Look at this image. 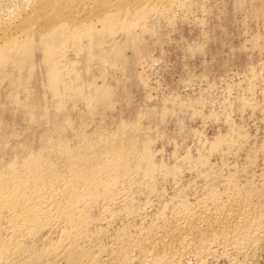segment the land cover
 I'll use <instances>...</instances> for the list:
<instances>
[{
  "label": "rangeland",
  "instance_id": "374dc122",
  "mask_svg": "<svg viewBox=\"0 0 264 264\" xmlns=\"http://www.w3.org/2000/svg\"><path fill=\"white\" fill-rule=\"evenodd\" d=\"M33 2L0 0V25L6 23L4 20H17L12 12L17 13L23 5L28 10ZM171 2L164 9L154 10L156 14L150 11L144 19L140 13L133 15L135 19L123 17L132 20L131 31L121 30L122 21L125 22L121 17L114 31L105 34L103 42L89 55L95 60L84 54L91 32L79 29L80 35L81 30L89 35H81L80 45L85 49L81 46L83 51L80 48L78 52L79 38L76 40L75 36L79 34L71 26L65 28V34L77 35L73 33L75 39L72 33L66 35L68 41L63 38L64 45L57 48H66L61 54L56 49L58 58L55 55L56 60H52L63 63L54 67L66 75L59 74L60 77L70 80L68 76L78 75L73 77L75 81L81 77L90 88L96 87L99 97L94 103L85 97L62 96L65 102L63 98L59 101L61 97L49 83L48 72L55 73V69L50 70L52 65L43 61V52L34 50L33 62L19 66L18 61L13 62L18 47L12 49L0 41L7 54L0 53V175L11 172L15 177L21 175V182L31 179L25 171L31 167L28 160L39 156L45 161L41 160L45 165L42 168H46L35 172L40 183L34 184L37 194L33 196L39 195L31 204L41 212L49 209L52 201L48 195L54 187L63 204V209L54 210V216L49 218L43 212L37 213L36 224L28 226L24 222L18 233L16 226L9 223L8 211H1L0 264H264V0ZM102 24L94 16L87 22L92 29L97 26L96 30H101ZM20 37H15L19 45L24 40ZM111 42L123 43L125 61L107 56ZM8 57L13 60L9 62ZM86 57L91 60L90 72L83 67ZM22 67L24 71L18 73ZM19 74L22 80L17 77ZM69 80L63 86L72 90L75 82ZM60 103L63 105L58 107ZM119 138L128 143L131 139L134 146L135 158L130 157L131 146L126 151L125 164L113 146ZM61 147L68 156L63 155L65 150ZM77 152L83 155L79 157ZM100 154L105 161L99 158ZM32 155L34 158L30 159ZM112 158L120 163L115 162L116 166ZM22 162L30 167L25 169ZM51 162L56 167H47L54 166ZM96 162V166H91ZM123 164L127 165L124 169ZM11 166L17 169L12 170ZM79 171H84V175ZM45 174L47 177H43ZM92 174L95 186L90 180ZM95 175L100 178L96 180ZM17 179L18 176L14 182ZM68 179L70 183L75 181L72 188ZM45 182L52 183L48 187ZM59 190H66L64 196ZM73 190L79 191L80 197L68 196H73ZM40 195L47 196H41L42 203ZM77 198L84 202H77ZM73 202L76 207L71 206ZM63 210L69 212L67 218L62 215ZM58 218L66 219V225ZM173 227L182 234L170 236L167 229ZM68 233L73 237L74 242H70L75 250L69 247ZM70 248L74 251L73 261L63 252Z\"/></svg>",
  "mask_w": 264,
  "mask_h": 264
},
{
  "label": "bare ground",
  "instance_id": "6f19581e",
  "mask_svg": "<svg viewBox=\"0 0 264 264\" xmlns=\"http://www.w3.org/2000/svg\"><path fill=\"white\" fill-rule=\"evenodd\" d=\"M173 1V0H172ZM174 1H176V0H174ZM180 1V0H179ZM16 2V1H15ZM171 2V0H34V2H33V5L31 6V8L29 9L28 8V10L27 9H25V8H23V6L20 8V9H18L16 12L17 13H15V11L14 12H12V14L14 13L15 15H16V17H15V19L17 18V20H11V21H5L4 20V22H6V23H4L3 25H0V41L2 42V45L4 46V45H6V46H8V47H11L12 49L14 48L13 46H15V47H18L17 48V51L18 52H16L17 53V55H16V60H14L13 62L15 63V61H18V64H19V66H23L24 64H26V62H28V63H30V60L32 61V53H34V50H40V51H42L43 52V54H44V56H45V59L46 60H43L44 62H46V61H48L47 63H48V66H50V65H52V68H49L50 70H52V69H55V65H56V63L58 64V63H60V62H62L61 60H59L58 62L56 61V62H54L55 60H56V58H58V56L56 55V52L58 51V48L57 47H60V45L61 44H63L62 42H64L63 40L65 39V37H66V35L67 34H65V33H67V30L68 29H65V28H67V27H70L71 26V28L73 27V28H75L76 29V31L74 30V29H71L72 31H75L76 33H78L80 30L79 29H83L84 28V30H86V32H91L90 33V36H89V39L90 40H88L89 41V45L86 43V52L87 53H84L85 55L87 54L88 55V57H89V55H92L91 53L94 51V49L96 48V46L102 41L103 42V40H104V36H105V34L106 35H109V34H111L113 31H114V28H116V26H117V23L118 22H120V20H121V17L123 18V17H132V18H134L135 19V17H133V15L135 16L136 14L138 15V13H140V15L142 16V18L145 16V15H147L150 11V13H152V10H153V12H154V10L156 11V10H159L160 8H162V9H164L163 7H165V4H168V3H170ZM171 3H173V2H171ZM179 3V2H178ZM181 4H183V3H181ZM168 5H171V4H168ZM13 6V5H12ZM21 6V5H20ZM27 6H28V4H27ZM2 7V6H1ZM14 7V6H13ZM1 10V9H0ZM4 11V10H3ZM160 12V11H159ZM168 12V11H167ZM3 13V12H2ZM6 13V12H5ZM11 13V12H10ZM155 13V12H154ZM156 13H158V12H156ZM155 13V14H156ZM1 14V13H0ZM13 14V15H14ZM131 15V16H130ZM162 15V14H161ZM164 15V14H163ZM10 16V15H9ZM98 17L100 20H102V25H103V27H102V29L101 30H96L95 28L97 27H95V28H91V26L90 27H88L89 25H87V22L92 18V17ZM141 16H139L140 18H141ZM4 17V16H3ZM13 17V18H14ZM146 17V16H145ZM164 17V16H163ZM7 18H9V17H7ZM6 18V19H7ZM11 18H12V16H11ZM127 18V20L125 19V18H123L124 20H125V22L124 21H122V25L121 26H123L122 28H121V30L124 28L125 29V32L126 31H128V29L130 28V26H131V24H130V21H132V20H129ZM133 19V20H134ZM139 19V18H138ZM144 19V18H143ZM158 19V18H157ZM7 20H9V19H7ZM14 21V22H13ZM139 21V20H138ZM146 21V20H145ZM1 22H3V21H1ZM1 22H0V24H1ZM134 22V21H133ZM98 23H101V22H98ZM95 24V23H94ZM136 24V23H135ZM86 27H88L89 29H87ZM93 27V26H92ZM123 29V30H124ZM131 29V28H130ZM129 29V30H130ZM66 30V31H65ZM84 30H81L83 33L85 32ZM89 30V31H88ZM69 31H70V28H69ZM131 31V30H130ZM129 31V32H130ZM75 32H71L72 33V39H75V37H76V40L79 38V40H77V42L79 41V45H80V37L82 38L83 36H81V35H84L83 33H81V35H80V33H78L79 34V36H75V37H73L74 35H73V33H75ZM70 33V32H69ZM71 33L69 34L70 36H71ZM75 33V34H76ZM117 33V32H116ZM128 34V33H127ZM126 34V35H127ZM132 34V33H131ZM131 34H130V36H131ZM19 36V35H21V37H23V39L24 40H22L21 42H20V45L19 44H17V42L16 41H18V40H16V36ZM38 35V36H37ZM69 35H67V36H69ZM77 35V34H76ZM85 35H87L86 37H83V38H88V33H86ZM84 35V36H85ZM117 35V34H116ZM133 36V35H132ZM20 37V38H21ZM78 37V38H77ZM106 37V36H105ZM128 37V36H127ZM15 38V39H14ZM64 38V39H63ZM69 38V37H68ZM110 38V37H109ZM132 38V37H131ZM131 38H129V39H131ZM133 38H135V36L133 37ZM132 38V39H133ZM17 39H18V37H17ZM71 39V38H70ZM128 39V38H127ZM21 40V39H20ZM66 40V39H65ZM133 40H135V39H133ZM66 41H68V40H66ZM70 41V40H69ZM72 41V40H71ZM70 41V42H71ZM87 41V42H88ZM113 41H115V39L113 40ZM124 41V40H123ZM126 41V40H125ZM132 41V40H131ZM73 42V41H72ZM71 42V43H72ZM77 42H76V44H77ZM127 42V41H126ZM133 43H135V41H132ZM131 42V43H132ZM75 43V42H74ZM112 43V42H111ZM122 43V42H121ZM125 43V42H124ZM75 44V45H76ZM113 45H112V47H111V50H110V53L109 54H107V56L109 55V57L111 56V57H114L115 59L114 60H120V61H125V58H124V55H123V43L122 44H117L116 42H114V43H112ZM130 44V43H129ZM2 45H0V53L3 51V49L4 48H6V47H3ZM19 45V46H18ZM64 45V44H63ZM63 45H61V46H63ZM65 45H66V43H65ZM73 46H74V44H72ZM78 45V46H79ZM84 45V44H83ZM67 46V45H66ZM77 46V45H76ZM81 46L82 45H80V47H79V49H78V47H77V49H76V51L78 50V52H81V49H82V51H83V48L85 49V47H83V48H81ZM65 47V46H64ZM137 47V46H136ZM10 48V49H11ZM62 49H65V48H63V47H61ZM81 48V49H80ZM11 49V50H12ZM15 49V48H14ZM57 49V51H55ZM61 49V50H62ZM69 49H71V48H69ZM98 49V48H97ZM6 50V49H5ZM4 50V51H5ZM9 49H7V51H8ZM60 50V49H59ZM61 50L60 51H58V54H61L62 52H61ZM68 50V49H67ZM80 50V51H79ZM102 50V49H101ZM2 52L3 54H4V56H7V54H5V52ZM14 51V50H13ZM16 51V50H15ZM96 51V50H95ZM9 52H10V50H9ZM12 52V51H11ZM60 52V53H59ZM1 53V54H2ZM15 53V54H16ZM11 55V53L9 54V56ZM12 55H13V53H12ZM35 55V54H34ZM56 55V58L54 57ZM79 55V54H78ZM94 55V54H93ZM97 54H95V56H96ZM0 56H2V55H0ZM3 56V57H4ZM13 57H15V55L13 56ZM31 57V58H30ZM64 57V56H63ZM76 57V56H75ZM102 57V56H101ZM110 57V58H111ZM9 58V62L10 61H12L13 59L12 58H10V57H8ZM8 58H6V60L8 59ZM53 58H54V61H52L53 60ZM84 58H85V56H84ZM83 58V61H84V66L83 67H85L86 69L85 70H87L88 69V71H89V66L90 65H92V64H90L89 62L92 60V58L95 60V57H93L92 56V58L91 57H89L91 60L90 61H88V59H87V57H86V61H85V59ZM97 58V57H96ZM103 58V57H102ZM11 59V60H10ZM112 59V58H111ZM3 60H4V58H3ZM2 60V61H3ZM58 60V59H57ZM1 61V62H2ZM77 61V60H76ZM81 61H82V59H81ZM4 62V61H3ZM33 62V61H32ZM40 62V61H39ZM43 62V63H44ZM78 62V61H77ZM80 62V61H79ZM5 64H6V62H4ZM12 63V62H11ZM13 63V64H14ZM38 63V62H37ZM41 63H42V61H41ZM51 63V64H50ZM63 63V62H62ZM62 63H60V65L59 66H62ZM16 64V63H15ZM17 64V65H18ZM33 64V63H32ZM34 64H35V62H34ZM54 64V65H53ZM90 64V65H89ZM1 65V64H0ZM29 65V64H28ZM43 65V64H42ZM46 65V64H45ZM74 65V64H73ZM79 65V64H78ZM7 66H8V64H7ZM25 66V65H24ZM68 66V65H67ZM6 67V66H5ZM14 68H16L15 66H13ZM29 67V66H28ZM32 67V66H31ZM46 67V66H45ZM54 67V68H53ZM77 67V66H76ZM91 67V66H90ZM13 68V69H14ZM20 68V67H19ZM56 68L58 69V67L56 66ZM2 69V68H1ZM4 69V68H3ZM33 69V68H32ZM57 69H55V73H58V70ZM81 69V68H80ZM5 70V69H4ZM31 70V69H30ZM48 70V69H47ZM56 70H57V72H56ZM65 70V69H64ZM75 70V69H74ZM84 70V71H85ZM91 70V69H90ZM6 71V70H5ZM20 71H24V69H23V67L21 68V70L19 69V71L17 70V72L19 73ZM52 71H54V70H52ZM81 71V70H80ZM1 72H2V70H1ZM0 72V73H1ZM10 72H11V70H10ZM27 72H30V71H27ZM61 72V71H60ZM65 72V71H64ZM76 72V71H75ZM86 72V71H85ZM90 72V71H89ZM88 72V73H89ZM4 73V72H3ZM8 73V72H7ZM54 73V72H53ZM50 73V72H48V75L49 76H51L49 79H50V82L49 83H51L52 85V87H54V89H53V91H55L56 93H57V95L59 96V97H61V100L59 99V101H62V98L63 97H66L67 99L69 98H77V97H85V98H87V101H88V99L89 100H91V101H89V102H96L95 100L96 99H98V91L96 90V87L95 88H90L89 86H91V85H89L87 82H85L84 80H83V78H77L76 79V81H75V79H73V77L75 76L74 74L73 75H71V76H73V77H70V76H68L69 78H70V80L71 79H73V82H75L74 84H73V82L72 81H70L69 79H66V78H63V77H65L66 75L64 74V76L62 75V73L60 74V73H58L57 75L54 73ZM87 73V72H86ZM13 74V73H12ZM60 74V76H63V77H60V76H58ZM78 74V73H77ZM80 74V73H79ZM21 75H23V74H21ZM29 76H30V74H28ZM7 76H8V74H7ZM12 76H14V75H12ZM11 76V77H12ZM28 76V77H29ZM78 76V75H77ZM76 76V77H77ZM6 77V76H5ZM18 78H20V74L17 76ZM23 77V76H22ZM67 77V78H68ZM76 77H74V78H76ZM79 77V76H78ZM1 78V77H0ZM9 78V77H8ZM13 78H15V76L13 77ZM17 78V80L19 81V79ZM21 80H22V78H20ZM14 80V79H13ZM66 80H69L73 85V88H72V90L71 89H69L70 87H68V85H67V87H65V86H63V83H66L65 81ZM17 81V82H18ZM69 81H67V82H69ZM16 82V83H17ZM19 83V82H18ZM24 83H25V81H24ZM26 83H27V80H26ZM21 84V81H20V83H19V85ZM67 84V83H66ZM89 86H88V85ZM18 85V84H17ZM29 85V84H28ZM49 85V84H48ZM70 86H71V84H69ZM71 86V87H72ZM18 87H20V86H18ZM27 87V86H26ZM51 87V88H52ZM25 88V87H24ZM18 89V88H17ZM49 89H50V86H49ZM27 90H29V89H27ZM51 91H52V89H51ZM55 92H53L54 94H55ZM56 95V94H55ZM102 95V94H101ZM100 95V96H101ZM30 96H32V95H29V97ZM57 96V97H58ZM63 96V97H62ZM28 97V98H29ZM58 97V98H59ZM34 98H35V96H34ZM54 98H55V96H54ZM33 98H31L30 100H32ZM65 98H63V102H65V100H64ZM73 100V99H72ZM46 101V100H45ZM66 101H68V100H66ZM40 101H38V103H39ZM32 103V102H31ZM58 103V102H57ZM56 103V104H57ZM61 105H63V104H59V106L58 107H61ZM44 107V106H43ZM56 107H57V105H56ZM39 108V107H38ZM46 109V108H45ZM59 109V108H58ZM49 110V109H48ZM32 111H33V109H32ZM37 112V111H36ZM31 115L33 114L32 112L30 113ZM29 117V116H28ZM32 117V116H31ZM33 117H36V115L34 116L33 115ZM32 117V118H33ZM58 117V116H57ZM49 118V117H48ZM41 119V118H40ZM39 120V119H38ZM30 121V120H29ZM50 122V121H49ZM41 123V122H40ZM131 134V133H130ZM130 136V135H129ZM117 137V136H116ZM127 138V137H126ZM132 138V137H131ZM120 139V138H119ZM60 140V139H59ZM40 142V141H39ZM114 142V141H113ZM130 143H128L126 140H124V139H120V140H118V141H116V142H114L115 144L113 145L114 147H115V151H117V156H118V158H119V160H120V162H122V163H124L125 164V162H127L126 161V158H125V156L127 155L126 154V151L127 150H129V149H131V146H132V149H131V152H132V155H130V157L132 156V158L134 159L135 157H133V143H132V141H131V139H130V141H129ZM104 143V142H103ZM106 143H107V141H106ZM110 143V142H109ZM112 143V142H111ZM110 143V144H111ZM132 143V144H131ZM68 144V143H67ZM56 145V144H55ZM57 146V145H56ZM60 146H62V144L60 145ZM94 146V145H93ZM92 146V147H93ZM106 146V145H105ZM113 146H111V147H113ZM54 147V146H53ZM64 147H66V150H68V148H67V145H65ZM72 147V146H71ZM107 147V146H106ZM106 147H105V149H106ZM60 148V147H59ZM63 147H61V150H65V148H63ZM94 148V147H93ZM99 148H101V146L99 147ZM104 148V147H103ZM109 148V147H108ZM127 148V149H126ZM47 149V148H46ZM54 149H55V147H54ZM53 149V150H54ZM57 149H58V147H57ZM90 149V148H89ZM109 149H111V148H109ZM114 149V148H113ZM111 150V152L112 151H114V150ZM136 149V148H135ZM40 150V149H39ZM38 150V151H39ZM59 150V149H58ZM60 150V151H61ZM65 150V152H63L64 154L63 155H65V153L67 152ZM71 150V149H70ZM78 150V149H77ZM76 150V151H77ZM86 150V149H85ZM96 150V149H95ZM55 151V150H54ZM57 151V150H56ZM72 151V153H73V150H71ZM89 151V150H88ZM91 151H92V149H91ZM94 151V150H93ZM110 152V150H106V152ZM130 151V150H129ZM129 151H128V154H129ZM62 152V151H61ZM69 152V151H68ZM102 152V151H101ZM104 152V151H103ZM108 152H107V154H108ZM43 153V152H42ZM57 153H59L61 156H62V153H60V152H56V154ZM76 152L74 151V153L73 154H75ZM78 153L79 152H77V155H78ZM80 154H82L81 152L79 153V157H80ZM92 154V153H91ZM94 154V153H93ZM98 154V153H97ZM103 154V153H102ZM35 155V154H34ZM48 155H50V154H48ZM59 155V156H60ZM83 155V154H82ZM82 155H81V157H82ZM95 155V154H94ZM43 156V155H42ZM65 156H68V155H65ZM70 156H71V153H70ZM76 157V155H73V157ZM97 156V155H96ZM105 156V155H104ZM107 156V155H106ZM105 156V157H106ZM112 156V155H111ZM114 156H115V154H114ZM128 156V155H127ZM31 157H33V155L32 156H30V159H33V158H31ZM39 157V156H38ZM38 157H36L34 160H31V161H29L28 160V162H31L30 163V166H29V164H27L29 167H30V169H29V167L27 168V169H29L28 171L27 170H25L27 173L26 174H30L31 175V179H28V180H25V181H23V182H21V180H20V176L19 175H17V174H15V175H17L18 176V178L19 179H17V180H19V182L17 181H15L14 182V180H15V178H17V176L15 177V176H13L12 174H11V172L10 173H8L7 175H4V174H6V173H2V175H0V213H1V211H8V212H6V213H8L9 214V223L11 222L12 224H14V226H16V231H17V229L19 228V226L21 225V224H23L24 222H26V225L29 223H31V225H32V223H35V221L37 220V213H42L43 212V214L45 215V217L46 218H49V217H51L53 214V212H54V210H58L59 211V209L61 210V209H63V204L61 203V200H59V196L61 195H59V193L56 191V190H54L55 189V187L53 188V189H51L50 190V192H49V195H48V197L50 196V200L52 201V205H50L49 206V209H47V210H45V211H43L42 210V212L40 211V210H38V209H35L34 208V206L31 204V202L33 201V199H35L36 198V196H38V195H35V196H33V193L35 194L36 192L34 191L35 189L33 188V186H34V184L35 185H37L38 186V178L36 179V176H37V173H35L36 171H39L40 172V170H42V169H44L45 170V168H42V167H44V166H42V161L43 162H45L44 161V159L41 161L40 160V157L38 158ZM92 157H93V155H92ZM95 157V156H94ZM29 158V157H28ZM38 158V159H37ZM42 158V157H41ZM68 157H66V159H67ZM77 159H78V157H76ZM97 158H98V156H97ZM99 158H101V154H100V157ZM98 158V159H99ZM46 159V158H45ZM53 159H55V158H53ZM65 159V160H66ZM71 159V158H70ZM69 158H68V160H70ZM75 159V158H74ZM80 159V158H79ZM103 161H105L104 160V158H101ZM106 159V158H105ZM109 159H111V157H109ZM113 159V158H112ZM115 160L117 159V158H114ZM114 159H113V164L116 162V163H120L119 161L117 162V161H115L114 162ZM127 159H129L128 157H127ZM140 160H141V158H139ZM138 158H137V160H139ZM151 159V158H150ZM51 160V159H50ZM92 160H94V159H92ZM97 159H95V161H96ZM118 160V159H117ZM132 160V159H131ZM139 160V161H140ZM24 161V160H23ZM49 161V160H48ZM48 161H46V162H48ZM58 161V160H57ZM82 161H84V159L82 160ZM101 161V160H100ZM109 161V160H108ZM110 161H112V160H110ZM129 161V160H128ZM138 161V162H139ZM54 162V161H53ZM68 162H72V161H68ZM73 162H75L74 160H73ZM72 162V164H74ZM86 162H87V160H86ZM92 162V161H91ZM132 162V161H131ZM130 162V163H131ZM147 162V161H146ZM13 163V162H12ZM24 163H26V160L24 161ZM24 163L22 162V164L24 165ZM88 163H90L89 161H88ZM101 163V162H100ZM116 163H115V165H116ZM136 163V162H135ZM142 163V162H141ZM140 163V164H141ZM10 164V163H9ZM16 164H17V162H16ZM15 164V165H16ZM45 164V163H44ZM50 164V163H49ZM51 164L52 165H54L52 162H51ZM68 164H71V163H68ZM72 164H71V166H72ZM85 164H87V163H85ZM84 164V166H86ZM91 164V163H90ZM103 164V163H102ZM101 164V165H102ZM109 164H110V162H109ZM108 164V165H109ZM117 164V165H118ZM124 164H123V166H122V168L123 167H126L127 165H125L124 166ZM129 164V163H128ZM137 164V163H136ZM139 164V165H140ZM12 165V164H11ZM14 165V166H15ZM26 165V166H27ZM89 165V164H88ZM93 165H97V162H96V164L94 163V164H92L91 166H93ZM99 165V164H98ZM107 165V164H106ZM115 165H113V166H115ZM116 165V166H117ZM138 165V166H139ZM26 166L24 165L23 167H25V169H26ZM47 166V165H46ZM66 166H70V165H66ZM74 166V165H73ZM72 166V167H73ZM76 166V165H75ZM74 166V167H75ZM82 166V165H81ZM137 166V165H136ZM13 166H11V168H12ZM47 167H56V165H54V166H51V165H49V166H47ZM98 167H100V165L98 166ZM102 167V166H101ZM129 167V166H128ZM68 168H70V167H68ZM86 168H88V167H83V169L84 170H86ZM95 168V167H94ZM104 167H102V169H103ZM109 168V167H108ZM113 168V167H112ZM119 168H120V166H119ZM119 168H116V169H118L119 170ZM3 169V168H2ZM15 170L17 169L16 167L14 168ZM13 168H12V170H14ZM47 169H49V168H47ZM46 169V170H47ZM58 169V168H57ZM61 169V168H60ZM77 169V168H76ZM88 169H90V168H88ZM87 169V170H88ZM98 169V168H97ZM107 169V168H106ZM115 169V168H114ZM124 169V168H123ZM126 169V168H125ZM128 169V168H127ZM134 169V168H133ZM137 169V168H136ZM1 170V169H0ZM6 170V169H5ZM11 170V171H12ZM44 170H42V171H44ZM50 170H51V168H50ZM62 170V169H61ZM60 170V171H61ZM68 170V169H67ZM66 170V171H67ZM72 170V173H73V169H71ZM74 170H75V168H74ZM78 170H79V168H78ZM91 170H92V168H91ZM96 170V169H95ZM99 170V169H98ZM101 170V169H100ZM99 170V172H101ZM104 170V169H103ZM111 170V169H110ZM113 170V169H112ZM122 170V169H121ZM153 170H155V169H153ZM24 171V172H25ZM53 171V170H52ZM55 171V170H54ZM57 171V170H56ZM55 171V173H57ZM59 171V170H58ZM76 171V170H75ZM107 171H108V169H107ZM114 171V170H113ZM120 171V170H119ZM123 172H124V170H122ZM121 171V172H122ZM125 171H127V170H125ZM149 171H152V168L150 167V169H149ZM29 172V173H28ZM38 172V173H39ZM47 172H48V170H47ZM50 172V171H49ZM71 172V171H70ZM80 172V171H79ZM79 172H78V174H79ZM81 172H84V171H81ZM80 172V174H81V176H83L84 175V173H83V175H82V173ZM87 172L88 171H86L85 173L87 174ZM92 172H94V170H92L91 171V173ZM98 172V171H97ZM104 172V171H103ZM155 172V171H154ZM44 173H46V172H44ZM51 173V172H50ZM54 173V172H53ZM52 173V174H53ZM59 173V172H58ZM90 173V172H89ZM110 173V172H109ZM115 173V172H114ZM14 174V173H13ZM40 174H42V173H40ZM40 174H38V176L40 175ZM75 175L77 174V173H74ZM97 174V173H96ZM107 174V173H106ZM58 174H56V176L55 177H57L58 178V176H57ZM64 175V174H63ZM69 175V174H68ZM73 175V174H72ZM89 175V174H88ZM88 175H87V177H88ZM93 175V174H92ZM98 175V174H97ZM97 175H95V177H96V180L97 179H99L98 177H97ZM102 175V174H101ZM117 175V174H116ZM44 176H46L47 177V175L45 174V175H43V177ZM71 176V175H70ZM99 176V175H98ZM41 178H42V175L40 176ZM77 177H80V175L79 176H77ZM77 177H76V179H77ZM86 177V178H87ZM24 178V177H23ZM70 178V177H69ZM84 178L85 177H83V180H84ZM85 178V179H86ZM89 178H91V177H89ZM26 179V178H25ZM64 179V178H63ZM71 179V178H70ZM72 179H75L74 178V176H73V178ZM75 179V180H76ZM79 179V178H78ZM80 179H82V177L80 178ZM79 179V180H80ZM88 179V178H87ZM92 179H93V182L94 183H92L93 185L95 184V183H97V182H95V180H94V175H93V177L90 179L91 180V182H92ZM42 180H44L43 178H42ZM41 179H40V181H42ZM69 180V179H68ZM78 180V181H79ZM102 180V179H101ZM50 181V180H49ZM53 181V180H52ZM61 181V180H60ZM72 181H74V180H72ZM100 181V180H99ZM109 181V180H108ZM153 181V180H152ZM55 182V181H54ZM64 182V181H63ZM76 182H77V180H76ZM82 182H84V181H82ZM88 181L86 180V183H87ZM90 182V181H89ZM102 182H104V181H101V186H102ZM15 183H20V184H18V185H16ZM40 183V182H39ZM42 183V182H41ZM44 183V182H43ZM46 183V182H45ZM52 182H50L49 184H51ZM60 183V182H59ZM66 183H67V181H66ZM65 183V184H66ZM69 183H70V180H69ZM73 183V182H72ZM72 183H70V184H72ZM74 183H75V181H74ZM73 183V184H74ZM117 183V182H116ZM15 184V185H14ZM47 184V183H46ZM49 184H47V186L49 187ZM56 184H57V181H56ZM55 184V185H56ZM73 184L71 185V188H72V186H73ZM78 184V183H77ZM80 184V183H79ZM83 184H85V182L83 183ZM91 184V183H90ZM89 184V185H90ZM98 184L100 185V183L98 182ZM104 184V183H103ZM106 184V183H105ZM107 184H109V183H107ZM111 184V183H110ZM41 185V184H40ZM44 185V184H43ZM54 185V186H55ZM60 185L62 186L63 185V183L61 184L60 183ZM59 185V186H60ZM76 185V184H75ZM82 185V184H81ZM81 185H78V186H81ZM46 186V185H45ZM52 186V185H51ZM58 186V185H57ZM60 186V187H61ZM65 186H68L69 187V185L67 184V185H65ZM84 186V188L83 189H85V186L86 185H83ZM95 186V185H94ZM109 186H112V185H109ZM90 187H93V186H91L90 185ZM90 187H89V190H90ZM96 187H98V186H96ZM95 187V188H96ZM104 187V186H103ZM40 188H42V187H40ZM47 188V187H46ZM52 188V187H51ZM58 189H60L59 187H57ZM76 188V187H75ZM78 188H80V187H78ZM94 188V187H93ZM92 188V189H93ZM9 190V191H7V192H5V190ZM45 189V188H44ZM83 189H82V191H83ZM88 189V188H87ZM86 189V190H87ZM111 189V188H110ZM69 190V189H68ZM72 190V189H71ZM112 190V189H111ZM44 192H45V190H43ZM42 191V192H43ZM47 191V190H46ZM59 191H61V190H59ZM66 191V190H65ZM65 191H63L64 193H66ZM74 191V190H73ZM82 191H81V194H83L82 193ZM85 191V190H84ZM83 191V192H84ZM40 192V191H39ZM41 192V193H42ZM62 192V191H61ZM63 192H62V195H63ZM79 191H74L73 192V196H72V193L70 194V195H68V196H71L73 199L75 198V197H80V196H78L80 193H78ZM89 192V191H88ZM93 192V191H92ZM91 192V193H92ZM46 193H48V192H46ZM45 193V194H46ZM105 193V192H104ZM37 194V193H36ZM86 194H88V193H86ZM103 194V193H102ZM111 194V193H110ZM47 195V194H46ZM46 195H44L45 197H47ZM84 195H85V193H84ZM89 195V194H88ZM91 195H93V193L91 194ZM104 195V194H103ZM42 195H40V199L42 198V197H44V196H42ZM64 196V195H63ZM66 196V195H65ZM94 196V195H93ZM105 196V195H104ZM112 196V195H111ZM44 197V198H45ZM67 197V196H66ZM82 197H83V195H82ZM86 197H87V195H86ZM85 197V198H86ZM90 197V196H89ZM88 197V198H89ZM102 197V196H101ZM85 198H83V199H85ZM91 198H92V196H91ZM91 198H89V199H91ZM105 198H106V196H105ZM38 199V198H37ZM65 199V198H64ZM81 199V198H80ZM80 199H79V201H80ZM97 199H98V197H97ZM72 200V199H71ZM78 200V198L76 199V201ZM82 200V199H81ZM94 200V199H93ZM50 201V202H51ZM74 201V200H73ZM75 201V202H76ZM79 201H77V202H79ZM83 202H84V200H82ZM88 201V200H87ZM90 201V200H89ZM95 201V200H94ZM37 202H39V200L37 201ZM72 202V201H71ZM77 202H76V204H77ZM81 202V201H80ZM79 202V203H80ZM86 202V201H85ZM41 203H42V199H41ZM45 203V202H44ZM66 203H68V202H66ZM89 203V202H88ZM47 204H48V202H47ZM69 204V203H68ZM67 204V205H68ZM82 204V203H81ZM84 204V203H83ZM77 205H80V204H77ZM91 205V204H90ZM41 206V205H40ZM46 206H48V205H46ZM71 206H75L76 207V205H74V202H73V205H71ZM82 206V205H81ZM38 207V206H37ZM42 207V206H41ZM67 207H70V205L69 206H67ZM40 209V208H39ZM72 210H74V208H72ZM80 210V209H79ZM77 211V210H76ZM85 211V210H84ZM60 213V212H59ZM69 213V212H68ZM68 213L67 212H65L64 210H63V216H66V218H67V216H68ZM70 213H72L71 211H70ZM74 213V212H73ZM42 214V215H43ZM76 214H77V212H76ZM79 214V213H78ZM42 215H40L39 217H41V218H43V216ZM72 215H74V214H72ZM86 215V214H85ZM88 215V214H87ZM54 216V215H53ZM58 216V215H57ZM57 216H56V218H57ZM70 216V215H69ZM84 216V215H83ZM71 217V216H70ZM69 217V218H70ZM89 217H90V215H89ZM0 218H2V217H0ZM55 218V219H56ZM68 218V219H69ZM80 218H81V216H80ZM40 218H38V220H39ZM51 219V218H50ZM61 219V218H60ZM84 219V218H83ZM8 220V219H7ZM43 220V219H42ZM58 220H59V218H58ZM66 220V219H65ZM65 220H63V221H61V220H59V221H61V222H65ZM70 220V219H69ZM72 220H73V218H72ZM71 220V221H72ZM44 221V220H43ZM52 220H50V222H51ZM75 220H73L72 222H74ZM77 221V220H76ZM38 222V221H37ZM60 222V223H61ZM71 222V223H72ZM10 223V224H11ZM40 222H38V224H39ZM68 223V222H67ZM81 223V222H80ZM28 224V226H30ZM36 224V223H35ZM40 224H42V223H40ZM69 224H70V222H69ZM169 224V223H168ZM65 225H66V222H65ZM88 225V224H87ZM41 226V225H40ZM21 227H24V226H21ZM27 227V226H26ZM44 227V226H43ZM84 227V226H83ZM12 228H13V226H12ZM66 228V227H65ZM77 228H80V226L79 227H77ZM3 229V228H2ZM33 229V228H32ZM35 229V228H34ZM63 229V228H62ZM81 229V228H80ZM29 230V229H28ZM72 229H70V231H71ZM76 230V229H75ZM84 230V229H83ZM190 230L192 231V229L190 228ZM189 230V231H190ZM19 231V230H18ZM18 231H17V233H18ZM20 231H22V229H20ZM19 231V232H20ZM69 231V232H70ZM79 230H77V232H78ZM81 231V230H80ZM183 231V230H182ZM67 232V231H66ZM73 231H71L70 233L73 235V233H72ZM167 232L169 233V235L170 236H172V237H174V236H179V234H182V232L179 230V228H170V229H167ZM65 233V232H64ZM70 233H68V236L69 235H71ZM75 234V233H74ZM77 234H79V232L77 233ZM84 234V233H83ZM99 234V233H98ZM29 235V234H28ZM72 235L71 236H69V237H67V235H66V237L67 238H70V240H69V242L71 241V237H72ZM34 236V235H33ZM74 236V235H73ZM77 237V236H76ZM76 237L74 236V238L76 239ZM63 238V237H62ZM73 238V237H72ZM29 239V238H28ZM13 240V239H12ZM15 240V239H14ZM65 240V239H64ZM77 240V239H76ZM82 241V240H81ZM80 241V242H81ZM71 242H74V241H71ZM71 242H70V245H69V247L71 246L72 247V245H71ZM79 242V241H78ZM77 242V243H78ZM49 243V242H48ZM25 244V243H24ZM23 245V244H22ZM21 246V245H20ZM28 246V245H27ZM63 246V245H62ZM49 247V246H48ZM74 247V246H73ZM72 247V249H74ZM55 249V248H54ZM62 250V248H59V250ZM71 248L70 249H65L63 252H64V255L66 256V257H68L69 259H71V257H72V261L74 260V257H73V254H74V251L72 250ZM75 250V249H74ZM77 250V249H76ZM100 250V249H99ZM39 251H40V249H39ZM48 251V250H47ZM22 252H24V249L22 250ZM57 252V251H56ZM59 252V251H58ZM62 252V251H61ZM75 252H77V251H75ZM114 253V252H113ZM41 254V253H40ZM40 256H42V255H40ZM52 256V254L50 255V257ZM80 256V255H79ZM39 258V257H38ZM49 260V259H48ZM28 261V260H27ZM60 261V260H59ZM75 262V261H74ZM47 263V262H46ZM26 264V263H25ZM69 264V263H68ZM77 264V263H76Z\"/></svg>",
  "mask_w": 264,
  "mask_h": 264
}]
</instances>
